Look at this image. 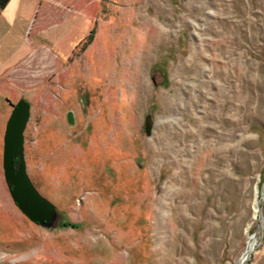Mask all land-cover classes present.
<instances>
[{
	"label": "rangeland",
	"instance_id": "obj_1",
	"mask_svg": "<svg viewBox=\"0 0 264 264\" xmlns=\"http://www.w3.org/2000/svg\"><path fill=\"white\" fill-rule=\"evenodd\" d=\"M24 1L0 15V264H264V0ZM20 99L54 228L5 180Z\"/></svg>",
	"mask_w": 264,
	"mask_h": 264
},
{
	"label": "water",
	"instance_id": "obj_2",
	"mask_svg": "<svg viewBox=\"0 0 264 264\" xmlns=\"http://www.w3.org/2000/svg\"><path fill=\"white\" fill-rule=\"evenodd\" d=\"M12 107L4 135L5 180L13 200L32 222L54 228L60 218L57 206L39 191L27 171L24 132L31 116V104L25 99H20ZM67 116L68 121L72 123L73 113L69 112ZM153 125V114L150 111L145 118V132L148 136L152 134Z\"/></svg>",
	"mask_w": 264,
	"mask_h": 264
},
{
	"label": "crops",
	"instance_id": "obj_3",
	"mask_svg": "<svg viewBox=\"0 0 264 264\" xmlns=\"http://www.w3.org/2000/svg\"><path fill=\"white\" fill-rule=\"evenodd\" d=\"M20 2H25L24 0H10V2L8 3V5L2 10L0 15H8L11 12H13L14 10H16L18 7V3L20 4ZM24 5V4H23ZM27 5V3L24 5V8L26 9L27 7H25Z\"/></svg>",
	"mask_w": 264,
	"mask_h": 264
},
{
	"label": "trees",
	"instance_id": "obj_4",
	"mask_svg": "<svg viewBox=\"0 0 264 264\" xmlns=\"http://www.w3.org/2000/svg\"><path fill=\"white\" fill-rule=\"evenodd\" d=\"M9 2L10 0H0V14L2 10L8 5Z\"/></svg>",
	"mask_w": 264,
	"mask_h": 264
},
{
	"label": "flooded vegetation",
	"instance_id": "obj_5",
	"mask_svg": "<svg viewBox=\"0 0 264 264\" xmlns=\"http://www.w3.org/2000/svg\"><path fill=\"white\" fill-rule=\"evenodd\" d=\"M16 161L18 162V159H16Z\"/></svg>",
	"mask_w": 264,
	"mask_h": 264
}]
</instances>
